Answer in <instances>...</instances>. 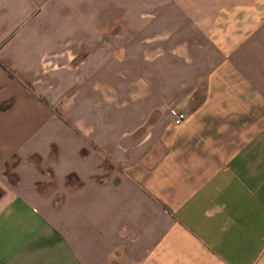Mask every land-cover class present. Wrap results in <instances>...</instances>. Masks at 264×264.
I'll return each mask as SVG.
<instances>
[{
	"label": "crops",
	"instance_id": "0c3cea01",
	"mask_svg": "<svg viewBox=\"0 0 264 264\" xmlns=\"http://www.w3.org/2000/svg\"><path fill=\"white\" fill-rule=\"evenodd\" d=\"M0 264H264V0H0Z\"/></svg>",
	"mask_w": 264,
	"mask_h": 264
},
{
	"label": "built area",
	"instance_id": "2783aa9c",
	"mask_svg": "<svg viewBox=\"0 0 264 264\" xmlns=\"http://www.w3.org/2000/svg\"><path fill=\"white\" fill-rule=\"evenodd\" d=\"M185 119V114L184 113H176L175 118H174V124L179 125L183 122Z\"/></svg>",
	"mask_w": 264,
	"mask_h": 264
}]
</instances>
